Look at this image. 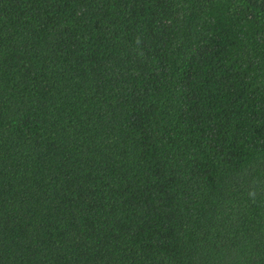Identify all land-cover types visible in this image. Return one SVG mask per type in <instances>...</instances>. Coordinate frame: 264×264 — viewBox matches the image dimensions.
I'll return each mask as SVG.
<instances>
[{"label":"trees","instance_id":"obj_1","mask_svg":"<svg viewBox=\"0 0 264 264\" xmlns=\"http://www.w3.org/2000/svg\"><path fill=\"white\" fill-rule=\"evenodd\" d=\"M0 264H264V0H0Z\"/></svg>","mask_w":264,"mask_h":264}]
</instances>
